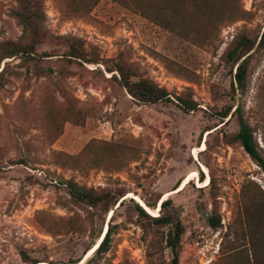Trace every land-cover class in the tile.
I'll return each instance as SVG.
<instances>
[{
  "label": "rangeland",
  "instance_id": "1",
  "mask_svg": "<svg viewBox=\"0 0 264 264\" xmlns=\"http://www.w3.org/2000/svg\"><path fill=\"white\" fill-rule=\"evenodd\" d=\"M40 1L46 36L36 53L42 56L38 65L44 75H35L33 65L19 58L4 59L0 66L5 67L0 85V264H31L21 260L20 249L40 264H70L81 256L76 264H165L171 253L161 238L163 228L139 218L130 200L160 198L157 208H150L158 214L165 196L184 228L179 264L236 262L231 247L244 243L249 251V239L235 242L226 232L244 222L248 198L243 199V190L250 195L256 187L264 191V172L234 141L238 116L223 122L218 117L228 108L231 114L240 108L264 156V49L250 52L242 94L231 89L235 67L225 57L239 34L251 39L260 34L264 0H230L241 17L194 43L115 0H99L85 16L69 12L64 1ZM17 9L16 0H0V43L20 39ZM72 38L81 40L88 58L98 63L67 61ZM120 60L136 77L192 100L195 109L184 110L173 97L154 105L135 102L111 78L115 72L105 69ZM57 152L84 154L74 166L61 163ZM69 178L129 195L113 206L109 249L91 263L86 261L112 210L95 212L90 220L92 210L70 199L63 183ZM213 212L220 216L217 229L207 222ZM68 217L78 219L80 230L66 232Z\"/></svg>",
  "mask_w": 264,
  "mask_h": 264
},
{
  "label": "trees",
  "instance_id": "2",
  "mask_svg": "<svg viewBox=\"0 0 264 264\" xmlns=\"http://www.w3.org/2000/svg\"><path fill=\"white\" fill-rule=\"evenodd\" d=\"M65 2V8L74 14L85 16L97 4L99 0H56L61 4ZM124 7L130 8L137 12L142 18L149 23L158 26L164 31L174 35L175 37L194 43L203 35L205 39L210 37V33H216L221 28L223 23H231L241 16L235 10L230 0H115ZM18 9L14 11V16L18 24L21 26L22 34L17 41H5L0 43V66L4 59L19 58L23 65L32 64L35 75L42 76L45 72L39 67L38 63L42 56L36 53V47L42 44L46 36L44 28L45 15L42 9L40 0H16ZM256 50L264 49V28L257 36L251 39L245 34H239L234 41L232 47L225 54L226 61L235 67L233 75L234 83L231 84L233 91L238 90L241 94L247 86V72L250 63L253 48ZM158 57H161L159 54ZM67 61L84 64H97V59L88 58L87 52L84 50L83 42L79 39L72 38L69 40L67 52L65 54ZM161 60V59H160ZM164 59L161 61L163 62ZM109 72H115L112 79L129 95L135 102L142 105H154L166 101H171L173 97L177 105L186 111L195 109V103L182 96H172L165 88L159 87L154 82L135 76L134 71L130 66L123 61L114 63L112 67H106ZM5 67L0 69V85L1 78L4 74ZM236 88H235V86ZM237 115L239 118V130L234 136V141H237L243 148L245 153L253 161V163L264 172V156L257 147L256 141L253 138L251 127L242 120L240 108H236L231 114V109L228 108L222 112L218 119L220 122L230 115ZM81 116L80 112H75L74 116ZM106 143V142H105ZM90 147L87 145L86 149ZM84 152L78 155H67L61 152L55 153L57 159L63 161L61 163H71L74 166L79 164ZM96 159H100L99 156ZM57 160V161H58ZM202 179H200L201 181ZM66 191L70 199L76 203H82L88 206L92 211L89 219L92 220L93 213H108L112 210V215L106 222V230L100 237L98 246L94 249L92 255L87 259L86 263H91L102 254H104L110 246L111 234L114 225L112 224L113 206L123 204L124 197L127 196L124 192H116L111 189L96 190L92 187L78 184L73 179H66L64 182ZM255 195H250L243 190V199L248 198L245 203L244 222H239L234 227H229L226 234L231 235L232 240H240L247 237L249 239L250 252L245 249L244 243L234 244L230 253L234 252L237 256V261L232 264H264V191L256 187ZM250 196V198H249ZM160 199V198H159ZM148 201L143 199L144 204L149 208H157L158 202ZM134 202L135 210L138 217L151 222V225L160 231L161 238L165 248L170 250L171 256L165 264H179V252L181 236L184 228L180 216L175 211H170L168 205L171 203L170 198H165L161 201L159 213L151 215L138 202ZM78 219L68 217L66 219L67 231L80 230L78 227ZM209 226L212 229L220 227V216L213 212L207 219ZM95 244L91 242L86 245L82 254L85 255ZM19 255L22 261L31 262V264H40V260L30 259L28 254L20 249ZM82 256L74 259L70 264H76L81 260ZM51 263V262H50ZM46 264V263H41ZM54 264V263H51Z\"/></svg>",
  "mask_w": 264,
  "mask_h": 264
},
{
  "label": "bare ground",
  "instance_id": "3",
  "mask_svg": "<svg viewBox=\"0 0 264 264\" xmlns=\"http://www.w3.org/2000/svg\"><path fill=\"white\" fill-rule=\"evenodd\" d=\"M196 174H193V175H191V176H195ZM191 176H189V178H188V181L191 179ZM205 182V181H204ZM201 183V182H200ZM203 185H205L204 183H203ZM127 197H129V195L127 196ZM166 198V196L163 198V199H165ZM135 199V198H134ZM137 199V200H136ZM135 200L138 202V203H140L141 205H143L144 206V208L146 209V211H148L150 214H152V215H157V213H156V211H157V209L156 210H151L149 207H147L140 199H138V198H136ZM112 215V213L110 214V216ZM98 246V245H97ZM96 246V247H97ZM96 247H94V249L96 248ZM94 249H93V251H94ZM92 251V252H93Z\"/></svg>",
  "mask_w": 264,
  "mask_h": 264
},
{
  "label": "water",
  "instance_id": "4",
  "mask_svg": "<svg viewBox=\"0 0 264 264\" xmlns=\"http://www.w3.org/2000/svg\"><path fill=\"white\" fill-rule=\"evenodd\" d=\"M133 198V197H132ZM134 199V198H133ZM135 200V199H134ZM140 204V203H139ZM141 205V204H140ZM142 207H144L143 205H141Z\"/></svg>",
  "mask_w": 264,
  "mask_h": 264
}]
</instances>
